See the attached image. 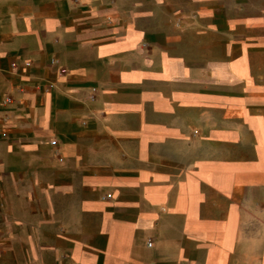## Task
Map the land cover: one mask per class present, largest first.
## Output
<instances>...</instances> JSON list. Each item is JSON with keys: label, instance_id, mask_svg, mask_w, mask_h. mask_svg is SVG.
<instances>
[{"label": "crops", "instance_id": "0c3cea01", "mask_svg": "<svg viewBox=\"0 0 264 264\" xmlns=\"http://www.w3.org/2000/svg\"><path fill=\"white\" fill-rule=\"evenodd\" d=\"M0 264H264V0H0Z\"/></svg>", "mask_w": 264, "mask_h": 264}, {"label": "built area", "instance_id": "2783aa9c", "mask_svg": "<svg viewBox=\"0 0 264 264\" xmlns=\"http://www.w3.org/2000/svg\"><path fill=\"white\" fill-rule=\"evenodd\" d=\"M61 73H64V71H61ZM6 102L9 103L8 100H6ZM50 144H51V145H55V142H51ZM148 245H150V244H148Z\"/></svg>", "mask_w": 264, "mask_h": 264}]
</instances>
